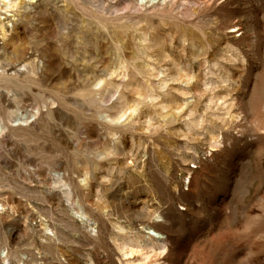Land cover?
<instances>
[{"label": "rangeland", "instance_id": "374dc122", "mask_svg": "<svg viewBox=\"0 0 264 264\" xmlns=\"http://www.w3.org/2000/svg\"><path fill=\"white\" fill-rule=\"evenodd\" d=\"M0 55V264H264V0H0Z\"/></svg>", "mask_w": 264, "mask_h": 264}, {"label": "bare ground", "instance_id": "6f19581e", "mask_svg": "<svg viewBox=\"0 0 264 264\" xmlns=\"http://www.w3.org/2000/svg\"><path fill=\"white\" fill-rule=\"evenodd\" d=\"M17 51H19V50H17ZM122 68H123V65L120 66V69H122ZM130 242L139 243L140 247H142L143 249L151 250V251L160 250V252H161L163 249L166 248V243H165V239H164L163 235L160 234L159 232H156L155 230H152L151 228H149L147 230L144 240H142V239H131ZM129 245H132V244L129 243L128 240H124V242H123V250L126 249L127 247H129ZM133 249L131 248L130 254H133L135 251H137V250H135V248H133Z\"/></svg>", "mask_w": 264, "mask_h": 264}]
</instances>
